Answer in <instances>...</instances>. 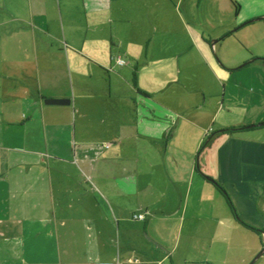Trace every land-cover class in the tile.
Here are the masks:
<instances>
[{
	"label": "crops",
	"instance_id": "crops-1",
	"mask_svg": "<svg viewBox=\"0 0 264 264\" xmlns=\"http://www.w3.org/2000/svg\"><path fill=\"white\" fill-rule=\"evenodd\" d=\"M50 4L0 0V264L250 261L205 174L264 184V0Z\"/></svg>",
	"mask_w": 264,
	"mask_h": 264
},
{
	"label": "rangeland",
	"instance_id": "rangeland-1",
	"mask_svg": "<svg viewBox=\"0 0 264 264\" xmlns=\"http://www.w3.org/2000/svg\"><path fill=\"white\" fill-rule=\"evenodd\" d=\"M54 1L55 4H50L51 13L54 17L60 18L61 10L57 5V0H50ZM216 58L220 59L222 61L221 56L219 54L215 55ZM133 74V73H132ZM137 74V72H136ZM213 81H216L217 77L215 74H212ZM232 189V187H229ZM228 187H225L226 192L230 196L232 202L234 203V207L237 211L236 218H239L240 220L244 221L245 223L259 229H264V184H261L258 188V191L254 193V195H247L244 191L243 194H239L237 197L232 195L230 192V189ZM250 205L251 213L243 212V209L245 208L244 205ZM244 225V224H242ZM247 228L245 236H242L240 240H238L237 245L233 247L234 254H243L244 250L247 249L248 243H256L257 241L260 243L261 236L258 234L257 231L245 226ZM245 228V229H246ZM262 235V233H261ZM264 238V234H263ZM264 244L259 247V249L256 251L255 255L248 261L246 264H249L252 259L261 251ZM246 248V249H245ZM254 264H264V253L254 262Z\"/></svg>",
	"mask_w": 264,
	"mask_h": 264
},
{
	"label": "trees",
	"instance_id": "trees-1",
	"mask_svg": "<svg viewBox=\"0 0 264 264\" xmlns=\"http://www.w3.org/2000/svg\"><path fill=\"white\" fill-rule=\"evenodd\" d=\"M237 9L239 8L240 4L237 2V1H234ZM257 58H262L264 59V57H257ZM245 127H229V128H224V129H221L219 130V132H234V131H237V130H240V129H243ZM205 177H207L210 181H212L214 183V185L219 189V191L226 197L227 201H228V204L229 206L231 207L232 211L235 213V216L237 215V211L234 207V203L232 202L230 196L228 195V193L226 192V189H225V186L220 183L217 179H215L214 177L210 176V175H206L205 174ZM238 216V215H237ZM239 219V218H237ZM239 221L244 224L245 226L257 231V232H261V230L259 228H255L247 223H245L244 221L240 220Z\"/></svg>",
	"mask_w": 264,
	"mask_h": 264
},
{
	"label": "water",
	"instance_id": "water-1",
	"mask_svg": "<svg viewBox=\"0 0 264 264\" xmlns=\"http://www.w3.org/2000/svg\"><path fill=\"white\" fill-rule=\"evenodd\" d=\"M264 16L258 17V18H263ZM218 39L212 40V44H215ZM247 62L242 63L240 66L245 65ZM47 103H55V104H69L71 103L70 98H64V97H50L46 98L45 100ZM258 125H264V121L258 123ZM261 232L264 233V229H260ZM264 253V246L261 249V251L252 259V261L249 264H254V262Z\"/></svg>",
	"mask_w": 264,
	"mask_h": 264
},
{
	"label": "built area",
	"instance_id": "built-area-1",
	"mask_svg": "<svg viewBox=\"0 0 264 264\" xmlns=\"http://www.w3.org/2000/svg\"><path fill=\"white\" fill-rule=\"evenodd\" d=\"M116 61H117L119 64H121V65L127 63V60H126L125 58H123L122 56H118V57L116 58ZM106 146H109V144L107 143ZM134 217H135V218H141V219H144V218H145V214H144V213L136 214Z\"/></svg>",
	"mask_w": 264,
	"mask_h": 264
},
{
	"label": "flooded vegetation",
	"instance_id": "flooded-vegetation-1",
	"mask_svg": "<svg viewBox=\"0 0 264 264\" xmlns=\"http://www.w3.org/2000/svg\"><path fill=\"white\" fill-rule=\"evenodd\" d=\"M262 233V232H261Z\"/></svg>",
	"mask_w": 264,
	"mask_h": 264
}]
</instances>
